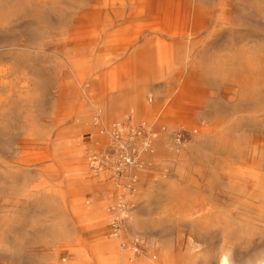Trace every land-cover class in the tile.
Masks as SVG:
<instances>
[{
    "label": "rangeland",
    "instance_id": "obj_1",
    "mask_svg": "<svg viewBox=\"0 0 264 264\" xmlns=\"http://www.w3.org/2000/svg\"><path fill=\"white\" fill-rule=\"evenodd\" d=\"M123 254L264 264V0H0V264Z\"/></svg>",
    "mask_w": 264,
    "mask_h": 264
},
{
    "label": "crops",
    "instance_id": "obj_2",
    "mask_svg": "<svg viewBox=\"0 0 264 264\" xmlns=\"http://www.w3.org/2000/svg\"><path fill=\"white\" fill-rule=\"evenodd\" d=\"M99 264H127V260L125 258V254L121 256V260L119 262H114L113 260H110L109 258H102V260H96ZM143 264H149L146 261H143Z\"/></svg>",
    "mask_w": 264,
    "mask_h": 264
},
{
    "label": "built area",
    "instance_id": "obj_3",
    "mask_svg": "<svg viewBox=\"0 0 264 264\" xmlns=\"http://www.w3.org/2000/svg\"><path fill=\"white\" fill-rule=\"evenodd\" d=\"M96 160H97V158H96V157H94V159H93V161H92V162H93V164H94V163H95V164L97 163V161H96Z\"/></svg>",
    "mask_w": 264,
    "mask_h": 264
},
{
    "label": "bare ground",
    "instance_id": "obj_4",
    "mask_svg": "<svg viewBox=\"0 0 264 264\" xmlns=\"http://www.w3.org/2000/svg\"><path fill=\"white\" fill-rule=\"evenodd\" d=\"M138 95V94H137ZM147 106V105H146ZM72 256V255H71ZM70 262V261H69ZM72 263V262H71ZM127 264H131V263H129V262H127Z\"/></svg>",
    "mask_w": 264,
    "mask_h": 264
}]
</instances>
